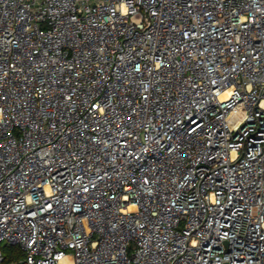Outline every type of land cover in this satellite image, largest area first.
Masks as SVG:
<instances>
[{
    "label": "built area",
    "instance_id": "obj_1",
    "mask_svg": "<svg viewBox=\"0 0 264 264\" xmlns=\"http://www.w3.org/2000/svg\"><path fill=\"white\" fill-rule=\"evenodd\" d=\"M264 264V0H0V264Z\"/></svg>",
    "mask_w": 264,
    "mask_h": 264
},
{
    "label": "trees",
    "instance_id": "obj_2",
    "mask_svg": "<svg viewBox=\"0 0 264 264\" xmlns=\"http://www.w3.org/2000/svg\"><path fill=\"white\" fill-rule=\"evenodd\" d=\"M5 250V263L10 264L14 261H16L21 256V250L19 246L12 245V244H6L4 246Z\"/></svg>",
    "mask_w": 264,
    "mask_h": 264
},
{
    "label": "rangeland",
    "instance_id": "obj_3",
    "mask_svg": "<svg viewBox=\"0 0 264 264\" xmlns=\"http://www.w3.org/2000/svg\"><path fill=\"white\" fill-rule=\"evenodd\" d=\"M6 245V244H5Z\"/></svg>",
    "mask_w": 264,
    "mask_h": 264
}]
</instances>
